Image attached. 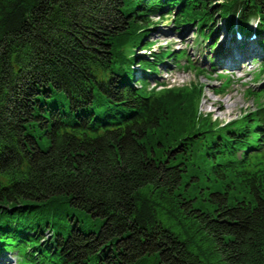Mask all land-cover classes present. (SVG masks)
<instances>
[{
    "label": "trees",
    "instance_id": "trees-1",
    "mask_svg": "<svg viewBox=\"0 0 264 264\" xmlns=\"http://www.w3.org/2000/svg\"><path fill=\"white\" fill-rule=\"evenodd\" d=\"M172 7L204 36L217 15L245 33L254 19L264 47V0H0V251L19 264H264V165L250 150L264 153V108L219 152L202 86L130 83L135 58L155 71L169 52L134 47ZM59 93L70 119L48 100ZM203 140L210 175L194 162Z\"/></svg>",
    "mask_w": 264,
    "mask_h": 264
},
{
    "label": "rangeland",
    "instance_id": "rangeland-1",
    "mask_svg": "<svg viewBox=\"0 0 264 264\" xmlns=\"http://www.w3.org/2000/svg\"><path fill=\"white\" fill-rule=\"evenodd\" d=\"M156 11L150 15L151 22L145 26L147 29L145 37L150 41V44L144 45L143 43L141 46L134 47V52L136 55L145 54L149 57H152V52H160L166 49L169 52L162 60L155 62V71L143 68L141 65L133 66L130 83L136 88L156 92H160L163 87H171L170 85L202 86V93L201 87L198 94V104L201 111L209 112L213 109L212 105L205 101V96H211L225 106L219 114L210 112L212 120L216 123L211 126L212 131H208V135L215 133L220 138L216 141L219 144L214 146V150L218 151L217 147L219 146V152H224L226 131H234L235 136L231 137L233 141L241 138L238 123L247 120L250 132L255 127L258 108H264V68L259 70L261 62L264 63V49L259 41L260 32L254 30L247 36L237 38L234 34L236 27L231 25L227 28L225 20L217 15L214 19L217 24L216 32L205 39L203 34L198 33V28L194 23L187 25L174 23L175 8ZM251 22L256 25V20L253 19ZM224 27L228 32L224 30ZM226 36H228L227 39H225ZM236 47L245 56H240L241 58L234 63L238 65V68L230 71V69L225 68L226 66H223H228L227 60L222 61L218 56L224 50ZM246 54L248 58H245ZM141 58L148 57L143 56ZM242 63H245V66H242ZM227 78H230V82L226 86L223 81ZM48 100L60 104L61 109L68 112V119L73 117V111L64 93H59L56 98H48ZM229 120L231 121L229 122ZM41 142L46 145V138L43 137ZM207 146L208 144L203 140L201 147H198L194 155V162L198 172L201 174L206 172L210 175L212 170L209 169V165H211V159L215 153L214 151L209 153L206 150ZM240 147L242 148L234 150L235 155H240L245 151V145ZM250 150L255 153L252 158L255 165L260 163L264 165V153L258 151L256 146H252ZM207 153L209 157L205 155ZM244 193L243 190L239 191V189L237 193L232 191V194L238 197ZM49 233L50 230L45 231V235ZM15 255L20 258L18 256L20 254L17 255L15 250L0 251V264H10L15 260ZM25 264H30V262Z\"/></svg>",
    "mask_w": 264,
    "mask_h": 264
},
{
    "label": "bare ground",
    "instance_id": "bare-ground-1",
    "mask_svg": "<svg viewBox=\"0 0 264 264\" xmlns=\"http://www.w3.org/2000/svg\"><path fill=\"white\" fill-rule=\"evenodd\" d=\"M228 34V33H227ZM228 36L225 37V39H227ZM224 39V40H225ZM247 55V54H246ZM244 57V53L238 48H234V49H226L224 50V52L220 53L218 58L220 60H227V65H223V66H226L225 68H228L227 70L230 69L231 70H235L238 68V65H235L234 63L237 62L238 59H240L241 57ZM245 58H248V55L245 57ZM242 66H245V63H242ZM202 90H203V87L201 89V93H202ZM205 101L208 103V104H211L213 109H211L209 112H203L199 109V111L204 115V116H210L211 117V114L210 112H214L215 114H219L220 111L224 110L225 106L222 102H219L215 99H213V97L211 96H205ZM205 102V103H206ZM211 107V108H212ZM80 111V109H79ZM76 113V112H75ZM211 120H212V117H211ZM215 120V119H214Z\"/></svg>",
    "mask_w": 264,
    "mask_h": 264
}]
</instances>
